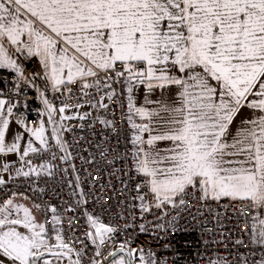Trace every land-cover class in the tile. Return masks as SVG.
<instances>
[{"label": "snow or ice", "instance_id": "6c2138e0", "mask_svg": "<svg viewBox=\"0 0 264 264\" xmlns=\"http://www.w3.org/2000/svg\"><path fill=\"white\" fill-rule=\"evenodd\" d=\"M33 58L42 75L25 74V60ZM9 76L15 78L12 95L0 88V155L15 154L21 167L12 175L13 165L0 164V173H9L7 181L0 175V186L21 176H53L50 160L36 165L26 159L30 154L57 159L50 140L65 153L62 162L71 158L63 141V132L70 131L64 121L90 115L65 114L70 110L66 100L73 98L71 85L82 94L74 97L71 107L76 109L85 104L107 109L103 101L116 98L114 85H121L133 130V167L144 178L136 185L140 211L155 208L166 215L167 206L185 207L189 189L201 201H240L252 210L250 242L264 245V0H0V83L5 87ZM36 78L65 97L59 108ZM140 86L145 104L157 107L135 106L132 92ZM25 88L37 93L41 107L36 111L47 118L50 137L43 119L29 126L25 113L17 115L21 105L13 97ZM173 88L171 103L148 99L156 89L164 93ZM93 95L100 99H85ZM22 106L28 108L27 99ZM243 109L252 115L233 133L231 126ZM133 113L148 122L137 123ZM153 118L162 129L156 134L150 127ZM13 123L23 131L13 133L9 142ZM24 133L29 138L22 145ZM159 141L171 142V147L156 152L142 147L152 149ZM149 195L154 204L146 201ZM19 197L29 199L12 191L0 201V264H158L155 253L128 241L105 255L102 246L112 241L117 228L87 211L85 235L93 249L89 254L79 239L82 247L76 248L57 227L62 219L57 209L33 204L37 213L51 212L50 236ZM140 230H145L143 224ZM254 264H264V256Z\"/></svg>", "mask_w": 264, "mask_h": 264}, {"label": "built area", "instance_id": "2783aa9c", "mask_svg": "<svg viewBox=\"0 0 264 264\" xmlns=\"http://www.w3.org/2000/svg\"><path fill=\"white\" fill-rule=\"evenodd\" d=\"M32 73L42 75L41 66L35 58L25 60V74ZM14 79V76L8 77L7 87L0 83V88L9 95H12ZM35 83L59 108L65 97L61 93H53L43 79L36 78ZM71 87L73 98H68L66 102L70 109H75L71 107L76 102L74 97L82 94L76 84ZM114 87L117 89L116 98L103 101L109 105L107 109H93L85 104L81 107V115L90 113L85 120L77 118L64 121L70 131L63 132V141L68 145L67 153L71 158L62 162L59 157L65 153L60 152L55 142L50 140L49 146L56 153L57 159L51 160L50 154L36 157L30 154L26 159H33L36 165L50 160L54 165L53 176L42 173L39 177H16L6 188L0 186V201L15 191L28 197L27 201L31 205L54 206L57 215L62 218L57 227L62 229L64 239L75 244L76 248L82 247L76 242L82 240L88 245L89 254L93 245L85 235L89 231L85 211L117 228L112 241L102 246L105 255L128 241L131 247L143 248L145 253H155L158 264H209L211 260L223 261L224 264H254V261L264 256V245L250 242L252 210L243 208L240 201H201L200 194L192 195L189 189V195L185 197L188 204L185 207L173 209L167 206L166 215L155 208L149 212L140 211L136 185L142 184L144 178L133 167L130 143L133 130L127 119V93L121 85ZM36 96L34 89L25 88L18 97H13L21 105L17 115L25 113L29 126H38L43 119L47 129L45 135L50 137L51 126L47 125V118L40 117L36 111L41 107ZM25 99L27 109L22 106ZM85 99L98 101L100 97L93 95ZM79 102L83 104V99ZM97 117L111 122L112 127H106ZM56 119H59L58 112ZM5 162V157L0 155V164ZM11 165V174L14 175L15 168L21 167V164L17 159ZM24 170H27L26 165ZM145 199L155 203L150 195ZM69 208L72 210L68 211ZM39 213L51 236V212ZM141 224L144 225V231L140 230ZM238 240L243 243L237 244Z\"/></svg>", "mask_w": 264, "mask_h": 264}, {"label": "crops", "instance_id": "0c3cea01", "mask_svg": "<svg viewBox=\"0 0 264 264\" xmlns=\"http://www.w3.org/2000/svg\"><path fill=\"white\" fill-rule=\"evenodd\" d=\"M175 92V89H171L170 91H166L164 93H161V91L159 89H156L153 91V93L148 97V99L150 100H161V101H164V102H167V103H171V97L173 95V93ZM132 95H133V98H134V103H135V106L136 107H140V106H144L146 108H149V109H152V108H155L157 107V105L155 104H145V89L143 86H140L138 88H134L133 89V92H132ZM72 111H76V108ZM72 111H66V115L71 113ZM79 111L82 112L83 109L82 108H79ZM252 114L249 112V110L247 109H243L239 114L238 116L236 117L233 125L231 126L232 127V131L233 133L235 132L236 128L238 126H240V123L242 120L246 119V118H249ZM133 118L134 120L137 122V123H147L148 121L147 120H141L139 116L135 115L133 113ZM153 123L150 125V127L153 128V133L152 134H156L157 131H161L162 129H160L158 123H156V118H153ZM11 131H13L14 133L15 132H22L23 130L20 129L15 123H13L11 125ZM10 131V132H11ZM148 135L149 133L145 132L142 134L143 136V139L144 140H147L148 138ZM28 135L27 133H24V140L22 141L23 143H26L27 140H28ZM12 139V137H11ZM11 139L9 142H11ZM227 139L229 141H231V136H228ZM36 146H38V143L36 144ZM142 147L145 149V150H151L152 152H156L158 150H162V149H165V148H169L171 147V142H167V141H159V142H156V145L155 147H153L152 149H149V146L147 144H144L142 145ZM18 159V157L15 155V154H9V156L7 158H5L6 162L9 163L11 165V163L15 162L16 160ZM12 171V170H10ZM3 176V178L6 180L8 179L9 177V173H3V174H0ZM223 200V199H222ZM42 221V220H41ZM115 250V249H114Z\"/></svg>", "mask_w": 264, "mask_h": 264}, {"label": "rangeland", "instance_id": "374dc122", "mask_svg": "<svg viewBox=\"0 0 264 264\" xmlns=\"http://www.w3.org/2000/svg\"><path fill=\"white\" fill-rule=\"evenodd\" d=\"M72 110H74V109H70V111H72ZM77 113H79L80 115L82 114V112H80L79 109H76V111H72L71 113H69L67 115L68 116H73V115H76ZM13 133H14L13 131L9 132V134H8V140L9 141H10ZM21 143H22V145L24 144L23 142H21ZM8 156L9 155L4 156V157L7 158ZM18 200H19L20 203H24L26 206H28L30 208V210H32L34 212V214L36 215V218H37L38 222H42L41 221V215H40V213L35 212V210L32 209V205L27 200H25V199H23L21 197H19Z\"/></svg>", "mask_w": 264, "mask_h": 264}]
</instances>
